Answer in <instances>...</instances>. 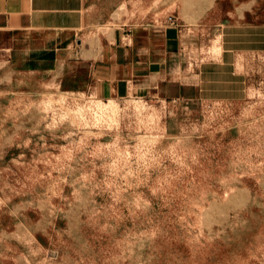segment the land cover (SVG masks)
I'll use <instances>...</instances> for the list:
<instances>
[{
	"label": "rangeland",
	"instance_id": "1",
	"mask_svg": "<svg viewBox=\"0 0 264 264\" xmlns=\"http://www.w3.org/2000/svg\"><path fill=\"white\" fill-rule=\"evenodd\" d=\"M86 4L90 47L170 15L200 93L100 99L0 49V264H264V0Z\"/></svg>",
	"mask_w": 264,
	"mask_h": 264
},
{
	"label": "crops",
	"instance_id": "2",
	"mask_svg": "<svg viewBox=\"0 0 264 264\" xmlns=\"http://www.w3.org/2000/svg\"><path fill=\"white\" fill-rule=\"evenodd\" d=\"M86 3L0 0V49L18 57L23 67L61 66L56 77L60 87H89L100 99L138 96L182 102L199 96L197 82L185 81L197 75L176 66L181 42L171 22L162 20L142 32H117L112 41L90 47L78 32Z\"/></svg>",
	"mask_w": 264,
	"mask_h": 264
},
{
	"label": "built area",
	"instance_id": "3",
	"mask_svg": "<svg viewBox=\"0 0 264 264\" xmlns=\"http://www.w3.org/2000/svg\"><path fill=\"white\" fill-rule=\"evenodd\" d=\"M167 18H168V21L172 20V17L170 15Z\"/></svg>",
	"mask_w": 264,
	"mask_h": 264
},
{
	"label": "bare ground",
	"instance_id": "4",
	"mask_svg": "<svg viewBox=\"0 0 264 264\" xmlns=\"http://www.w3.org/2000/svg\"><path fill=\"white\" fill-rule=\"evenodd\" d=\"M101 109H100V111H102V109H104L103 107H100ZM108 109H111L110 107H107Z\"/></svg>",
	"mask_w": 264,
	"mask_h": 264
}]
</instances>
